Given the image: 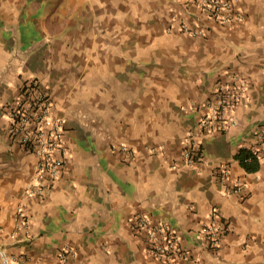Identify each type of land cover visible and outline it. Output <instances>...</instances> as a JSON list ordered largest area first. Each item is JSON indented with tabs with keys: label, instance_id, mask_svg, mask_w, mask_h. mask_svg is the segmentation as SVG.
Segmentation results:
<instances>
[{
	"label": "crops",
	"instance_id": "1",
	"mask_svg": "<svg viewBox=\"0 0 264 264\" xmlns=\"http://www.w3.org/2000/svg\"><path fill=\"white\" fill-rule=\"evenodd\" d=\"M232 1L241 18L224 25L178 0H0V245L14 264H167L138 230L141 213L181 235L179 264H264V157L254 172L236 158L264 129V0ZM231 75L247 82L237 125L205 134L203 103ZM34 76L67 150L41 192L37 158L10 140L3 111ZM190 131L204 161L184 159ZM222 163L242 194L215 177ZM214 207L228 223L216 247L200 233Z\"/></svg>",
	"mask_w": 264,
	"mask_h": 264
},
{
	"label": "built area",
	"instance_id": "2",
	"mask_svg": "<svg viewBox=\"0 0 264 264\" xmlns=\"http://www.w3.org/2000/svg\"><path fill=\"white\" fill-rule=\"evenodd\" d=\"M184 10L191 5L197 6L200 13L221 24L230 25L241 16L235 11L232 0H178ZM181 31L190 36H206V29L180 21ZM247 82L238 75H231L227 82L216 86L213 94L205 100L199 117V127L205 134L225 132L237 125L236 108L244 101ZM19 97L4 106V115L8 120V136L13 143L23 146L37 158L38 183L32 192H41L48 182L57 178L65 163L66 147L64 146V121L53 114V100L49 89L38 76L27 79L20 88ZM255 141L247 146L251 156L259 160L264 157V129L254 130ZM202 142L194 132L186 136L184 159L188 163L204 161ZM251 159V157H249ZM215 177L233 194H242L246 182L234 176L230 166L222 163L214 169ZM20 223L28 230L31 216L20 205L18 208ZM137 228L144 233L150 252L167 264H179L175 256L180 255L181 235L165 222L156 220L147 213L137 218ZM228 229L218 208L212 209L210 221L200 226V233L210 246L216 247ZM67 248L62 258L67 259ZM17 257L8 248L0 245V264H14Z\"/></svg>",
	"mask_w": 264,
	"mask_h": 264
},
{
	"label": "trees",
	"instance_id": "3",
	"mask_svg": "<svg viewBox=\"0 0 264 264\" xmlns=\"http://www.w3.org/2000/svg\"><path fill=\"white\" fill-rule=\"evenodd\" d=\"M249 157H251V159H249ZM236 158L246 171L254 172L260 167L259 159L253 155L251 156V153L246 148L241 149L236 155Z\"/></svg>",
	"mask_w": 264,
	"mask_h": 264
},
{
	"label": "rangeland",
	"instance_id": "4",
	"mask_svg": "<svg viewBox=\"0 0 264 264\" xmlns=\"http://www.w3.org/2000/svg\"><path fill=\"white\" fill-rule=\"evenodd\" d=\"M74 12H75V11H74ZM73 14H75V17H76L77 19H79V18H80V15L83 14V12L80 11V13H79V12H75V13H73ZM73 14H66V16H67V17H70V16H72ZM79 20H80V19H79ZM80 21H81V20H80ZM79 23H80V22H78V23L76 24V26L79 27V26H80Z\"/></svg>",
	"mask_w": 264,
	"mask_h": 264
}]
</instances>
